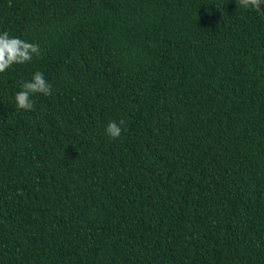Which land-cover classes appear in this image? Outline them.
I'll use <instances>...</instances> for the list:
<instances>
[{
    "label": "trees",
    "instance_id": "16d2710c",
    "mask_svg": "<svg viewBox=\"0 0 264 264\" xmlns=\"http://www.w3.org/2000/svg\"><path fill=\"white\" fill-rule=\"evenodd\" d=\"M260 10L0 0L41 49L0 73V264H264Z\"/></svg>",
    "mask_w": 264,
    "mask_h": 264
},
{
    "label": "clouds",
    "instance_id": "9594fccd",
    "mask_svg": "<svg viewBox=\"0 0 264 264\" xmlns=\"http://www.w3.org/2000/svg\"><path fill=\"white\" fill-rule=\"evenodd\" d=\"M244 8H254L260 10V5L264 0H240ZM41 56L40 46L36 43L28 42L19 37L10 36L8 31L0 33V73L5 72L14 64H24L30 62L33 57ZM52 85L45 79L44 73L36 71L30 81H25L21 85V90L15 94L17 107L20 109L30 110L33 108L31 96L36 93H42L45 96L51 95ZM125 122L120 120L119 123L111 121L107 125L106 133L113 139L118 138L122 133L121 125Z\"/></svg>",
    "mask_w": 264,
    "mask_h": 264
},
{
    "label": "water",
    "instance_id": "95a60500",
    "mask_svg": "<svg viewBox=\"0 0 264 264\" xmlns=\"http://www.w3.org/2000/svg\"><path fill=\"white\" fill-rule=\"evenodd\" d=\"M260 7V6H259Z\"/></svg>",
    "mask_w": 264,
    "mask_h": 264
}]
</instances>
